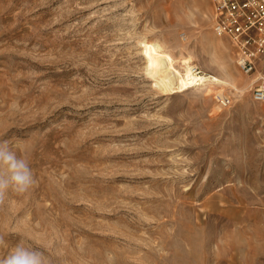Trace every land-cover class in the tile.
I'll use <instances>...</instances> for the list:
<instances>
[{
	"label": "rangeland",
	"instance_id": "374dc122",
	"mask_svg": "<svg viewBox=\"0 0 264 264\" xmlns=\"http://www.w3.org/2000/svg\"><path fill=\"white\" fill-rule=\"evenodd\" d=\"M213 17L211 0H0V141L36 179L0 206V257L264 264V102ZM154 47L238 87L168 92Z\"/></svg>",
	"mask_w": 264,
	"mask_h": 264
},
{
	"label": "built area",
	"instance_id": "2783aa9c",
	"mask_svg": "<svg viewBox=\"0 0 264 264\" xmlns=\"http://www.w3.org/2000/svg\"><path fill=\"white\" fill-rule=\"evenodd\" d=\"M214 7L213 30L233 44L240 71L253 77V98L264 102V0H211ZM192 77L200 83L206 74L192 65ZM222 106L232 103L230 96L220 93Z\"/></svg>",
	"mask_w": 264,
	"mask_h": 264
},
{
	"label": "clouds",
	"instance_id": "9594fccd",
	"mask_svg": "<svg viewBox=\"0 0 264 264\" xmlns=\"http://www.w3.org/2000/svg\"><path fill=\"white\" fill-rule=\"evenodd\" d=\"M36 184V179L26 157L18 156L7 141H0V206L9 191L22 195ZM0 236V246H4ZM0 264H51L49 258L39 249L18 243L7 255L0 257Z\"/></svg>",
	"mask_w": 264,
	"mask_h": 264
},
{
	"label": "bare ground",
	"instance_id": "6f19581e",
	"mask_svg": "<svg viewBox=\"0 0 264 264\" xmlns=\"http://www.w3.org/2000/svg\"><path fill=\"white\" fill-rule=\"evenodd\" d=\"M161 45V44H159ZM158 47V46H157ZM149 54L152 56V59L154 60L152 64H154V69L159 72L160 80H161V86L163 89L167 90L168 92H174V91H185L189 89L192 86L197 85L196 88L200 87V85H204L206 80L214 79L218 82H222V84H228L234 88H237L238 86L234 83H230L227 80L221 79L218 76L209 74L208 76H204L203 81L200 83H195L193 81L192 77V65L191 57H184L182 59V63L185 67V70L183 71L182 68H178L174 66L172 62V58L169 54L164 52L161 48H152L149 51ZM182 69V70H181ZM157 72V73H158ZM237 90V89H236Z\"/></svg>",
	"mask_w": 264,
	"mask_h": 264
}]
</instances>
